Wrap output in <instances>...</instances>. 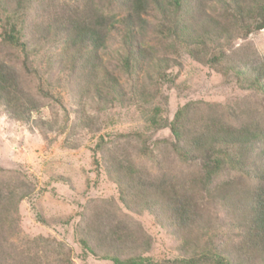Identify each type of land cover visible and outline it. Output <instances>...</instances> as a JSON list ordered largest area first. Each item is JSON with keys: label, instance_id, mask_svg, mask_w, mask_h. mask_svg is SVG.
<instances>
[{"label": "trees", "instance_id": "trees-1", "mask_svg": "<svg viewBox=\"0 0 264 264\" xmlns=\"http://www.w3.org/2000/svg\"><path fill=\"white\" fill-rule=\"evenodd\" d=\"M12 3L13 0H0L1 43L13 47L11 58L34 83L36 92L46 99L49 96L46 82L30 60L31 52L24 40L23 14L33 8V0H15L14 7ZM116 3L121 12L105 14L91 0L80 11L72 10L64 18L35 23L31 32L33 38H38L37 45L62 35V64L84 81L85 93L91 90L102 102L106 93H113L116 99L125 95L120 79L105 64L106 59L117 55L123 72L132 80L133 92L144 101L151 100L152 94L139 76L145 64L152 66L158 61L153 48L141 45L138 35L143 34L146 25L143 15L155 12L156 35L168 41L175 51L183 48L192 59L222 74L231 72L239 86L250 88L264 98V56L247 55L240 48L242 54L237 55L239 61L235 62L224 52L230 41L246 39L264 29V0H116ZM195 15L197 22L193 20ZM74 87L78 96L81 86ZM0 103L7 117L28 127L51 130L56 124L53 119L37 122L31 119V112L37 110L39 103L24 90L18 70L4 61H0ZM193 105L188 102L179 108L170 122L161 124L154 113L148 119L154 129L169 128L174 138L169 146L155 142L159 154L171 153L180 162L195 165L196 172L187 178L166 172H157L155 176L129 158L112 154L102 145V138L93 149L94 154L102 152L101 159L108 177L118 187L121 202L130 211H148L161 227L173 231L179 241L178 256L171 261L154 260L147 255L151 242L140 224L128 223L108 208L95 212L88 207L74 230L84 255L112 264H264V121L261 118L264 113L245 107L241 116L229 120L215 115L211 109L213 113L209 111L206 119L200 121L191 116ZM74 112L76 125L91 130L93 116L85 112L84 104ZM127 136L137 137L145 144L143 134ZM139 147L140 151L145 149ZM122 148L118 146L117 150ZM148 151L146 148L143 153ZM245 181L247 184H243ZM197 191L203 192L201 198ZM28 193L27 188L17 191L0 180V234L5 225L10 226L13 200H22ZM209 204L226 211L224 224L211 221L206 227L201 222V213ZM222 227L229 234L221 236ZM7 254L11 264L72 262L71 250L53 238L37 237L18 248L12 246Z\"/></svg>", "mask_w": 264, "mask_h": 264}, {"label": "rangeland", "instance_id": "rangeland-1", "mask_svg": "<svg viewBox=\"0 0 264 264\" xmlns=\"http://www.w3.org/2000/svg\"><path fill=\"white\" fill-rule=\"evenodd\" d=\"M90 2L33 0V8L22 13L24 40L31 52L30 60L46 82L45 88L49 92L46 99L36 92L34 83L25 76L18 62L11 58L13 47L5 46L0 39V61L18 70L24 90L30 92L39 103L37 110L31 112V119L36 122L56 121L51 130L31 128L7 117L0 103V180L9 183L17 191L29 189L24 199L13 200L9 207L11 223L10 226L5 225L3 234H0L1 264H11L10 260L7 261V253L12 246L18 248L37 237L53 238L63 243L66 249L71 250V264H112L109 260L84 255L77 241L74 230L87 207L95 212L108 208L114 210L120 219L140 224L151 242L147 255L156 261L175 259L179 254V241L173 231L169 227H161L148 211H130L121 202L118 187L108 177L106 165L101 159L102 152H93L95 145L102 138V145L113 151L112 154L129 158L155 176L157 172H166L187 178L190 173L196 172L192 162H180L171 153L162 156L154 148L155 142L160 146H169L174 138L169 128L154 129L151 126L148 119L152 113L161 124L172 121L176 111L188 102L194 104L192 118L200 121L206 119L209 111L213 113L212 110L215 115L229 120H234L235 115L241 116L245 107L264 113V98L250 88L239 86V81L231 72L222 74L192 59L185 49L178 48L175 51L168 41L160 39L155 33L158 23L155 12L143 15L146 25L143 34L138 35L141 45L153 48L158 61L152 66L145 64L144 72L139 76L152 94L151 100L144 101L133 92L132 80L123 72L117 55L106 59L105 64L120 79L125 95L116 99L113 93H106L102 102L94 97L91 90L85 93L84 81L62 64V35L37 45L38 38H33L31 32L34 31L35 23L55 17L64 18L70 11H80ZM14 4L15 0L11 7ZM94 4L102 8L105 14L121 12L116 0H94ZM197 19L195 15L193 20L197 22ZM240 48L247 55L264 56V29L251 33L246 39L230 41V47L225 48L224 52L237 62V55L242 54ZM74 85L81 86L78 96ZM81 103L84 104L85 112L93 116L91 130L76 125L74 110ZM153 108L158 111L154 112ZM261 118L264 121V117ZM132 133L143 134L145 144L142 145L137 137L127 136ZM118 146L123 148L117 150ZM139 146H145V149L140 151ZM146 148L149 151L143 153ZM201 191H197L200 198ZM107 202L111 205H107ZM206 208L200 216L206 227L211 221L222 225L227 220L226 211L219 205L209 204ZM222 229L223 232H218L221 236L229 234L228 229Z\"/></svg>", "mask_w": 264, "mask_h": 264}]
</instances>
